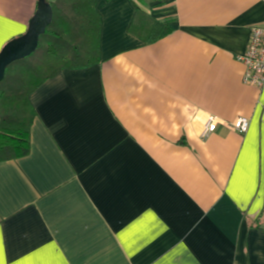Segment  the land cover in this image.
<instances>
[{
  "label": "crops",
  "instance_id": "0c3cea01",
  "mask_svg": "<svg viewBox=\"0 0 264 264\" xmlns=\"http://www.w3.org/2000/svg\"><path fill=\"white\" fill-rule=\"evenodd\" d=\"M38 6L0 0V52ZM96 8L98 62L33 91L30 152L0 161V264H264V87L239 60L264 0Z\"/></svg>",
  "mask_w": 264,
  "mask_h": 264
},
{
  "label": "trees",
  "instance_id": "16d2710c",
  "mask_svg": "<svg viewBox=\"0 0 264 264\" xmlns=\"http://www.w3.org/2000/svg\"><path fill=\"white\" fill-rule=\"evenodd\" d=\"M99 0H54L51 2L53 19L41 34L39 45L30 56L11 63L0 82V161L15 159L30 152V128L35 112L30 95L44 81L55 77L66 68H85L98 62L101 18L96 5ZM158 31L154 40L170 30L156 23ZM151 41V40H150ZM54 47V65L48 71L32 58L41 46ZM50 50V49H48ZM47 68V67H46ZM29 79V80H28ZM23 86L24 91H21ZM21 91L19 96H12ZM22 99L13 106V99Z\"/></svg>",
  "mask_w": 264,
  "mask_h": 264
},
{
  "label": "built area",
  "instance_id": "2783aa9c",
  "mask_svg": "<svg viewBox=\"0 0 264 264\" xmlns=\"http://www.w3.org/2000/svg\"><path fill=\"white\" fill-rule=\"evenodd\" d=\"M239 60L245 66L243 82L259 88L264 87V26H254L251 29L248 47L239 56ZM219 123L220 120L217 116L213 114L208 115L204 124L202 137L206 138L215 132ZM224 123L228 128L240 134H245L250 126V121L246 117H240L234 121Z\"/></svg>",
  "mask_w": 264,
  "mask_h": 264
},
{
  "label": "water",
  "instance_id": "95a60500",
  "mask_svg": "<svg viewBox=\"0 0 264 264\" xmlns=\"http://www.w3.org/2000/svg\"><path fill=\"white\" fill-rule=\"evenodd\" d=\"M53 19L51 4L39 0L38 10L30 21L26 33L8 42L0 52V82L5 77L6 68L19 59L30 56L39 45V39Z\"/></svg>",
  "mask_w": 264,
  "mask_h": 264
},
{
  "label": "rangeland",
  "instance_id": "374dc122",
  "mask_svg": "<svg viewBox=\"0 0 264 264\" xmlns=\"http://www.w3.org/2000/svg\"><path fill=\"white\" fill-rule=\"evenodd\" d=\"M50 49V50H48ZM55 49L54 47H47V45L45 46H41L36 54L33 56L32 58V62L33 64H38V68L44 66L45 67V70L44 69H41L42 72L44 71H48L49 70V66L50 65H54L56 64L55 63V56H54V53H52L51 50ZM47 67V68H46ZM29 80V79H28ZM18 88L22 87L21 91H24L23 89V86L19 85L17 86ZM19 92V91H16L14 92V94L12 95L13 97L15 95L19 96L20 93L23 94V92ZM22 99L18 98V99H13V106H17V104H20L19 102H21Z\"/></svg>",
  "mask_w": 264,
  "mask_h": 264
}]
</instances>
